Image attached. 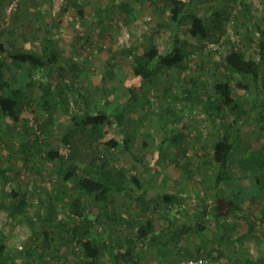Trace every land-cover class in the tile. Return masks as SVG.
Listing matches in <instances>:
<instances>
[{"label":"rangeland","instance_id":"rangeland-1","mask_svg":"<svg viewBox=\"0 0 264 264\" xmlns=\"http://www.w3.org/2000/svg\"><path fill=\"white\" fill-rule=\"evenodd\" d=\"M10 1L0 0V43L8 47L39 50L43 39L50 40L59 59L53 67L34 70L33 84L30 83L28 90L30 106L24 108L19 121L6 118L0 127V168L4 167L10 178L5 189L8 192L16 190L19 196L27 198L25 210L15 217H9L7 212L0 210V233L7 250L14 256V261H9V264H23L26 256L20 253L28 247L35 252L32 259L35 264H69L76 259L72 247L64 245L63 239L57 238V225H49L55 238L48 234L49 240L44 244L39 223L31 227L28 221V218H32L38 222L37 212L41 214L48 208L47 195H52L55 185L63 186L54 164L47 162L44 157L46 147H54L45 140L51 139L54 143L58 141V133L72 129V117L81 114L83 102L87 101L86 108L90 112L104 110L111 113L115 105H123L129 98L121 129L114 123L100 128L101 136L92 141L91 146H79L76 160L87 163L95 155L109 154L113 168L123 167L141 180L146 198L149 199L158 200L162 191H175L177 187L184 190L185 195L180 199L178 209L175 204L173 210L177 209V213L175 216L169 215L174 224L170 226L161 210L157 212L155 222L160 227L158 235L167 239L171 236H163V228L170 227L173 230V227L183 222L189 225L185 235H172L179 247L188 250V255L192 256L189 258H202L205 264H230L233 240L242 241L245 248H251L254 239L262 236L260 230L263 224L260 220L264 197L239 208L214 194L211 178L215 169L209 164L211 147L217 131L231 117L227 114L223 120H219L211 114L205 107L204 93H211L214 83L226 75L232 77L233 83L239 80L238 75L223 68L221 60L232 44L243 48L241 40L244 37L254 41L260 37L259 29L264 28V0H204L192 5L193 12L203 15L212 23L218 37L214 41L218 48L210 49L208 44L211 42L208 41H186L189 57L178 67L161 69L144 84L131 72L130 55L142 50L149 37L158 43L161 50L168 47L170 25L168 11L162 3L157 0H26L7 13L6 7ZM119 2L127 3L130 11H121ZM79 10H82L81 14ZM248 50L253 56L256 54L255 45H250ZM108 62L115 68L111 69ZM109 70L113 74L111 77L107 75ZM6 77H9L8 72ZM191 79L196 81L194 86L198 88V95L194 93L188 101L176 99V96L182 97ZM39 83L50 85L54 92L56 108L52 112L41 105L43 93ZM129 87L132 91L128 90ZM234 92L243 101L249 98L244 89L235 88ZM259 94L261 101H264V88ZM122 130L129 136L131 152L139 161L130 159L126 150L115 148L112 153H108L112 149L102 146L112 137L121 141ZM241 140L264 143V124L253 118L242 132ZM161 142L164 157L159 155ZM21 144L26 147L20 148ZM60 147L68 153L69 148ZM240 156L233 159L232 165L243 170L245 167L236 166V159ZM158 164L162 168L158 169L159 172H149ZM244 171L243 174H246L247 171ZM260 177L264 178V173ZM165 178L169 180L166 182ZM158 179H162V184L167 183L166 188L148 186L157 183ZM49 197L55 201L53 196ZM109 200L112 221H116L118 215L124 217V221L118 219L115 224L95 221L97 208L94 199L84 197L85 219L74 215L70 206L56 204V220L52 223L65 225L71 224L72 219L79 223L84 219L90 232L96 235L111 238L110 235L114 233L102 252L100 262L132 264L131 261L127 263L112 259L117 248L124 250L125 239L131 236L133 230L130 224L138 216L140 205L124 193L112 194ZM160 207L159 204L157 209ZM219 210L227 211L224 216L232 220H236L233 219L234 211L249 214L257 224L258 231L254 239L244 234L246 224L243 218L239 222L238 235L232 232V239L225 238L222 245L218 246L221 228L213 224L210 214ZM197 218L205 225L203 237L195 234L192 228ZM165 249L167 253L164 258L159 252L157 240L142 245L136 243L137 264H177L184 260L176 258L168 246ZM183 254L181 251L180 255Z\"/></svg>","mask_w":264,"mask_h":264},{"label":"trees","instance_id":"trees-1","mask_svg":"<svg viewBox=\"0 0 264 264\" xmlns=\"http://www.w3.org/2000/svg\"><path fill=\"white\" fill-rule=\"evenodd\" d=\"M157 1L162 3V6L168 11V24L170 25L168 47L161 50L158 43L149 37L147 45L142 50L130 55L131 72L143 84L149 82L161 69H171L181 65L189 57L186 41L214 42L218 39L212 23H209L203 15L191 10L192 5L204 0ZM118 8L126 13L130 11L128 4L125 2H119ZM79 13L81 14L82 10H79ZM215 21L218 20L215 19ZM259 30L260 37L256 41L246 36L241 40L243 48H237L232 44L222 57L221 65L223 68L238 75L239 80L233 83L231 81L232 77L226 75V77L224 76L223 79H218L214 83L211 93L208 91L204 93V104L211 114L219 120H223L227 114L231 117V120L226 125L224 124L225 126L222 125L223 127L217 131L216 140L211 147V162L209 164L215 169L211 178L213 182L212 190L217 195L221 183L232 182L234 186L225 199L228 200L229 204L239 208L256 198L264 197V178L260 177L261 173H264V143L255 144L241 140L242 132L248 128L253 118L264 124V101H261V95L259 94V91L264 88V28ZM47 43L48 41L45 40L40 50L19 46L8 47L0 43V127L6 118L15 122L19 121L24 108L30 106V93L28 90L30 83L33 84L34 70L56 65L59 54L53 48L51 50ZM252 44L255 45L256 49L254 56L248 50V47ZM108 63L111 69L112 67L115 68L113 64ZM11 66H15L16 73L11 74L10 72L9 77H6V71H11ZM107 75L113 76L111 70ZM188 83L182 97L176 96V99L188 101L191 100L194 93L198 95V88L194 86L196 81L191 79ZM38 86L43 93L42 107L52 112L56 108L54 92L48 84L39 83ZM235 88L246 90L248 100L243 101L235 96ZM128 90L132 91V88L129 87ZM59 96H61L60 93ZM128 100H125L123 105L122 103L120 106L115 105L111 113L104 110L90 112L86 108L87 101H85L81 107V114L72 117V129L69 128L58 133V141L54 140V143L51 139L45 140L54 147H46L43 151L44 157L47 162L54 164L55 171L59 174L63 186L55 185L52 195H47L49 205L43 213L37 212L38 222L32 218H28V221L31 227H35L36 223H39V232L44 244H47L50 234L53 239L55 238L53 229L49 225H57L59 232L57 238L63 239L62 243L64 245L72 247L71 250H73L74 257H76L69 264H104L100 262V257L105 247L108 246L110 239L114 237V233L110 235L111 238H106L107 235L103 237L90 232L89 226L87 227L84 221L86 214H84L85 208L82 198L92 197L94 199L97 208V213L94 215L95 221L114 223L115 221H112V214L109 210V197L114 193H124L125 196L137 201L140 208L138 219L132 220V223L130 221L133 230L131 236L125 239L124 250L121 251L117 248L112 261L121 259L127 263L131 261L132 264H137L139 258L135 254V244L142 245L154 240L159 243V252L164 258L167 253L165 251L166 246L173 250L172 252H174L176 258H184L185 260L192 257L188 255L186 248L178 246L176 238H172V235H175V237L178 234L185 235L188 224L183 222L176 225L175 228L173 227V230L170 227L163 228L161 231L163 236L164 234L171 236L167 239L158 235L160 227H157L155 222L157 212L161 210L164 219L169 221L170 226L174 224L169 215L177 213L179 201L185 195L184 190L182 191L177 187L175 191H162L158 200L149 199L146 198L145 186H143L141 180L123 167L113 168L109 154L95 155L87 163H81L75 158L79 153V146H91L92 141L101 136L102 132L99 129L103 126H112L114 123L121 129L125 118L124 109L129 104ZM106 104L108 106V103ZM121 133L123 136L121 141L112 137L103 142L102 146L106 149H112L108 153H112L115 148L126 150L130 159L137 160L131 152L129 136L123 130ZM23 144L20 147L22 149L26 147ZM160 144L159 155L164 157L163 143ZM61 145L66 149L69 148L68 153H65L63 148L60 147ZM143 145H146V143H143ZM253 145L259 147L254 148ZM237 154H241L236 159L239 167H245L242 173L238 175L232 172L234 169L230 166L233 159L238 156ZM160 165L158 164L150 171L149 169L146 171L159 172L158 169H162H160ZM244 170L247 171L246 174H243ZM160 180L162 181V179ZM165 180L167 181V178ZM9 181L10 178L7 177L5 168H0V210L3 209L7 212L9 217H15L25 210L27 198L24 195L19 196V192L16 190L6 191L5 186ZM49 196H53L55 201ZM56 204L70 206L74 215L84 219L80 223L72 219L71 224L65 225L60 222L52 223L56 220L57 214L54 207ZM159 204L161 207L157 209ZM175 204H177V209L173 211ZM210 215L213 224L221 228L217 239L218 246L222 245L225 238L232 239V232H236V235H238L239 222L243 218L246 224V233L244 234L254 239L255 233L258 231L257 224L249 214H236L234 215L236 220L228 219L224 216V213H218L217 211ZM118 219L124 221V217L121 215L116 216V222ZM261 222H263L264 227V210L261 211ZM192 228L195 234L200 237L204 236L205 225L200 219L197 218L192 223ZM260 232L262 236L257 237L258 240L264 239V228ZM233 243L234 249L232 250L230 264H264L263 242L261 244L256 243V245L253 242L252 247L249 249L245 248L242 241L235 242L233 240ZM76 248L77 250L74 251ZM181 251L184 253L183 256L180 255ZM20 254L26 256L23 264H35V261H32L35 252L31 247L25 248ZM9 261L13 262L14 256L7 250L4 237L0 233V264H9Z\"/></svg>","mask_w":264,"mask_h":264},{"label":"crops","instance_id":"crops-1","mask_svg":"<svg viewBox=\"0 0 264 264\" xmlns=\"http://www.w3.org/2000/svg\"><path fill=\"white\" fill-rule=\"evenodd\" d=\"M46 39H43L42 41H41V44H40V48H39V50L41 49V47H42V44H43V42L45 41ZM46 41H48V43H47V45L51 48V50H52V43H51V41L50 40H46ZM22 48H26V47H22ZM29 49V48H28ZM6 72H8V71H6ZM11 72V74H14V73H16V69H15V66H11V71H9L8 72V74ZM10 75V74H9ZM227 76H229V75H227ZM34 77V76H33ZM226 77V76H225ZM231 77V76H230ZM231 81H232V79H231ZM233 82V81H232ZM236 166H238L239 167V164H238V162L236 161ZM231 166V168L232 169H234V171H232L234 174H236V175H238V174H240V173H242V170L239 168V169H237V168H235V167H233V165H230ZM241 166V165H240ZM243 167V166H242ZM170 169V168H169ZM170 171V170H169ZM168 171V172H169ZM171 171H173L172 169H171ZM238 171H240V172H238ZM170 173V172H169ZM162 175H163V173H162ZM179 176V175H178ZM158 178H159V176H158ZM167 180H169V178L167 179ZM167 182V181H166ZM167 184V183H166ZM166 184H162V181L161 180H159L158 179V182L157 183H153V184H148V186H152L154 189L155 188H166ZM233 183L232 182H223V183H221L220 185H219V187H218V198H220V196H222V198H225L226 196H227V189H229V192H230V190H232V188H233ZM243 187V186H242ZM117 193H114L113 194V196L114 195H116ZM157 194H159V192L157 191ZM112 196V195H111ZM110 198V197H109ZM224 200V199H223ZM110 201V200H109ZM218 207V206H217ZM262 208V210L261 211H263L264 210V208L263 207H261ZM227 211H222L221 212V210H219L218 211V213H226ZM233 212V211H232ZM138 215H139V213H137ZM233 214L234 215H236V214H239V212L238 211H234L233 212ZM235 218V216H233V219ZM138 219V216L137 217H135V220H137ZM230 221H232V220H230ZM115 223H118V220H117V222L115 221L114 222V224ZM260 223H262L263 224V222H261V220H260ZM262 226V225H261ZM264 228V227H263ZM264 239L263 238H261V239H254V245H256V243H258V244H261L262 242V245L264 244V241H263ZM146 244H148V242H146ZM253 244V243H252Z\"/></svg>","mask_w":264,"mask_h":264},{"label":"built area","instance_id":"built-area-1","mask_svg":"<svg viewBox=\"0 0 264 264\" xmlns=\"http://www.w3.org/2000/svg\"><path fill=\"white\" fill-rule=\"evenodd\" d=\"M24 1L26 0H11L9 5L6 7V12L10 13L14 11L20 5V3ZM208 47L212 50H215L218 48V46L214 42L209 43ZM205 262L206 261L202 258L194 257V258H188L185 260H181L177 264H205Z\"/></svg>","mask_w":264,"mask_h":264}]
</instances>
